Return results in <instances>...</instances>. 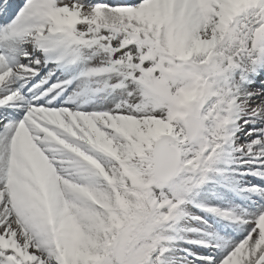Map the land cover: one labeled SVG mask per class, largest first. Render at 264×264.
Returning <instances> with one entry per match:
<instances>
[{"label": "snow or ice", "instance_id": "1", "mask_svg": "<svg viewBox=\"0 0 264 264\" xmlns=\"http://www.w3.org/2000/svg\"><path fill=\"white\" fill-rule=\"evenodd\" d=\"M0 264H264V0H0Z\"/></svg>", "mask_w": 264, "mask_h": 264}]
</instances>
